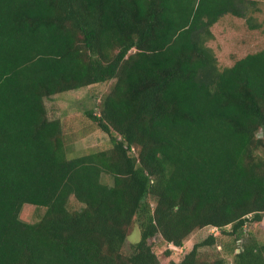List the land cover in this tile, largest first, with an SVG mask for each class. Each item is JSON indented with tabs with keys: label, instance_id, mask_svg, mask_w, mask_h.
Masks as SVG:
<instances>
[{
	"label": "trees",
	"instance_id": "trees-1",
	"mask_svg": "<svg viewBox=\"0 0 264 264\" xmlns=\"http://www.w3.org/2000/svg\"><path fill=\"white\" fill-rule=\"evenodd\" d=\"M253 4L0 0V264H159L150 239L180 247L205 226L243 239L235 264H264L245 233L264 215V48L219 68L206 44ZM108 81L85 111L108 148L69 157L46 99ZM216 237L167 264H228L200 258Z\"/></svg>",
	"mask_w": 264,
	"mask_h": 264
},
{
	"label": "rangeland",
	"instance_id": "rangeland-1",
	"mask_svg": "<svg viewBox=\"0 0 264 264\" xmlns=\"http://www.w3.org/2000/svg\"><path fill=\"white\" fill-rule=\"evenodd\" d=\"M248 15L251 16L250 20L225 14L211 26L213 36L207 40L206 44L212 48L219 68L231 66L246 54L255 53L264 48V0H255ZM251 24L254 26L251 27ZM111 84L112 81H108L95 87L87 86L69 90L46 99L49 117H58L62 122L63 141L69 157L108 148V135L97 127L85 111L92 109L98 113V104L103 95L109 91ZM72 205L77 207L74 201ZM44 210L43 207L26 203L20 211V218L26 222H36L42 217ZM245 233H250L258 241L264 242V215L260 223L247 222ZM209 234L216 235L217 240L214 244L205 245L199 249L200 258L214 259L220 256L228 264H235L234 255L235 252L240 251L243 239L234 243L232 237L221 234L218 229L211 226L193 231L180 247L167 243L159 234L150 239V243L159 258V264H167L170 260L180 261L196 242L202 241ZM138 239L139 230L132 228L123 251L130 253V242H136ZM167 250L171 252L169 255Z\"/></svg>",
	"mask_w": 264,
	"mask_h": 264
}]
</instances>
